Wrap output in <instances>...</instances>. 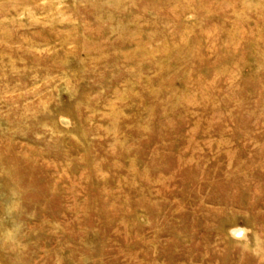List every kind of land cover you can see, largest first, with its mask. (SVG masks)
<instances>
[{"label": "rangeland", "instance_id": "rangeland-1", "mask_svg": "<svg viewBox=\"0 0 264 264\" xmlns=\"http://www.w3.org/2000/svg\"><path fill=\"white\" fill-rule=\"evenodd\" d=\"M0 264H264V0H0Z\"/></svg>", "mask_w": 264, "mask_h": 264}, {"label": "bare ground", "instance_id": "bare-ground-1", "mask_svg": "<svg viewBox=\"0 0 264 264\" xmlns=\"http://www.w3.org/2000/svg\"><path fill=\"white\" fill-rule=\"evenodd\" d=\"M237 233V232H236Z\"/></svg>", "mask_w": 264, "mask_h": 264}]
</instances>
